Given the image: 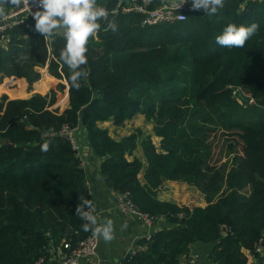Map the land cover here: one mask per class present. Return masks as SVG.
I'll return each instance as SVG.
<instances>
[{
	"label": "trees",
	"instance_id": "1",
	"mask_svg": "<svg viewBox=\"0 0 264 264\" xmlns=\"http://www.w3.org/2000/svg\"><path fill=\"white\" fill-rule=\"evenodd\" d=\"M152 1L154 7L163 0ZM125 2L98 0L118 31H105L108 21H100L101 30L87 45L83 67L89 76L79 90L71 87L67 66L57 62L63 35L53 37L50 53L31 17L0 32V81L12 77L9 82L20 84L16 79L26 78L40 92L5 97L0 104V264L49 259L52 246L75 248L91 233L82 230L86 221L75 212L80 198L93 202L86 172L73 142L59 133L79 125L103 157L101 174L109 187L129 193L155 220L163 216L170 223L151 239L142 238L145 249L123 264H181L194 242L215 243L214 264H250L247 252L255 253L264 233V0H225L215 15L195 10L186 20L153 25L142 24V13L123 12ZM229 23H257L259 29L243 48L221 47L215 38ZM20 53L29 60L18 63ZM53 76L69 85L63 110L53 106V89V95L41 94ZM230 86L253 97L252 111L235 100ZM5 91L12 97L25 93ZM138 113L161 138L159 144L142 139L146 163L127 157L138 145L136 132L117 140L99 125L109 120L123 125ZM209 124L238 129L243 155L227 173L208 163ZM46 141L49 150L43 152ZM165 180L196 186L208 205L161 200Z\"/></svg>",
	"mask_w": 264,
	"mask_h": 264
},
{
	"label": "clouds",
	"instance_id": "2",
	"mask_svg": "<svg viewBox=\"0 0 264 264\" xmlns=\"http://www.w3.org/2000/svg\"><path fill=\"white\" fill-rule=\"evenodd\" d=\"M150 2V0H145ZM187 0H171L174 9H179ZM31 0H0V22L8 21L12 17L22 13L31 15L35 21V31L44 37L47 44L53 42V37L60 35L63 29L64 46L60 49L58 63H62L69 69V82L71 87L79 90L81 80L89 76V71L83 66L87 65L88 42L90 38H96L101 30L100 21L106 20L107 28L104 30L118 31L115 20H109V10L98 3V0H39V9L32 11ZM225 6V0H192L194 10H203L206 15H215L219 9ZM10 9L19 11L11 12ZM179 19L185 16L179 15ZM22 22V21H19ZM259 29L257 23L245 26L229 23L220 35H217L216 43L221 47L243 48L246 42ZM51 53V48L49 47ZM29 56L20 53L18 63L27 62ZM49 150V142L41 145V151ZM81 202L77 205L75 212L86 221L82 225V230L91 232L96 238H102L105 243L115 240L114 222L112 219H105L98 222L95 213V205L91 200L80 198ZM87 209V210H85ZM124 228L127 225H123Z\"/></svg>",
	"mask_w": 264,
	"mask_h": 264
},
{
	"label": "crops",
	"instance_id": "3",
	"mask_svg": "<svg viewBox=\"0 0 264 264\" xmlns=\"http://www.w3.org/2000/svg\"><path fill=\"white\" fill-rule=\"evenodd\" d=\"M46 72L49 74L48 69H46ZM41 73L43 78L44 72L41 71ZM53 77L56 81H63L55 76ZM7 78L10 80L14 79L12 77H5V79ZM18 81L24 86H27L29 83L26 78H22V81ZM63 83H65L67 87L68 99L65 105L66 108L69 104V85L66 81ZM145 119L147 120L144 114L138 113L132 119L127 120L123 125L126 123L127 125L128 123L131 125L135 124L134 127L138 128L141 125H139L141 120L143 121ZM108 122L109 125L105 124ZM99 125L108 129L111 136L117 140H121L123 137L129 136L135 132L131 133L130 130L122 127L123 125H115L112 120L101 122ZM74 136L78 146L77 152L81 159V165L86 172V184L93 196V203L95 205L94 214L97 216L98 222H103L105 219H112L115 229V240L110 243H105L103 239L100 238L97 254L94 257L80 259L78 264H123V261L129 254H135L145 249V247L139 245V241L142 238L147 237L149 234H153L163 227L169 226L170 223L162 216L155 220L153 226H149L133 214L124 212L119 206V193L109 187L101 174L103 157L95 152L87 138L86 130L79 125L75 128ZM155 136L160 141L161 138L157 135ZM142 139L144 138L138 139V145L133 155L127 156L128 159L131 160L134 156H137L146 163L144 150L141 144ZM152 139L154 140V137H152ZM144 170L145 169L140 173L142 181H144ZM158 197L161 200L176 202L180 205H188L191 208L194 206L204 207L208 205L205 194L196 186L186 181L165 180L158 190ZM125 224L127 225L126 228L123 227ZM60 245L51 247L49 264H61L65 253H70L71 249H64L63 246ZM214 245L215 243L194 242L191 244L190 251L184 255V258L187 259L189 264H214L210 258V252ZM247 254L250 264H264V254H253L251 252H247Z\"/></svg>",
	"mask_w": 264,
	"mask_h": 264
},
{
	"label": "built area",
	"instance_id": "4",
	"mask_svg": "<svg viewBox=\"0 0 264 264\" xmlns=\"http://www.w3.org/2000/svg\"><path fill=\"white\" fill-rule=\"evenodd\" d=\"M32 11H36L39 9V0H31L30 4ZM123 12H139L144 15V20L142 24L144 25H153L164 22H172V21H182L179 19V15L185 16L186 20L190 12H194L195 10L192 8V0H187L185 4H183L179 9H174L171 5V0H164L160 4L153 7V1L145 2V0H126L123 5ZM105 7V6H104ZM19 11L18 9H14L11 12ZM115 11L118 12V9ZM10 12V13H11ZM24 17H31V15H27V13H22L18 16H13L12 19L4 22H0V32H4L6 29L10 28L12 25L16 23H20L19 21H23ZM51 45V44H50ZM49 44L48 46L51 47ZM44 68L48 69L47 66ZM44 68H39L40 71H43ZM232 88L233 97L240 104L245 106L248 103H255V100L249 94L243 90L240 86H230ZM248 96L247 98H245ZM75 128L64 127L59 133L61 135H66L72 142L76 149H78L75 136H74ZM119 206L120 208L126 212L133 214L137 218L143 220L149 226H153L155 222V218L148 213L142 212L139 210L132 199L129 196V193L119 194ZM152 234H149L146 238L151 239ZM100 238H96L89 234V236L79 242V244L75 248H70L69 244H65L64 249H71L70 253H65L61 264H78L80 259L94 257L97 254L98 246H99ZM255 253L253 254H264V233L260 237V239L255 244ZM34 264H49V259L42 256L37 259ZM181 264H189L187 259L183 258Z\"/></svg>",
	"mask_w": 264,
	"mask_h": 264
},
{
	"label": "rangeland",
	"instance_id": "5",
	"mask_svg": "<svg viewBox=\"0 0 264 264\" xmlns=\"http://www.w3.org/2000/svg\"><path fill=\"white\" fill-rule=\"evenodd\" d=\"M45 74L46 73L44 72V75ZM16 80L22 81V78H18ZM9 81H10L9 78H7V79L3 78L0 81V104L3 103V101L5 100L4 99L5 97L7 99L28 98V97L32 96L33 94L40 93L39 91H37V88L35 87L36 82L33 83L32 85H30L28 83L27 86L22 85L20 87L21 82H20V84L19 83L13 84ZM61 82H64V80L63 81H59V80L56 81L53 79V81L50 83V85H52V86L49 87L47 92L41 93V94L51 93L53 95V91H51L53 89L55 91L54 93H55V98H56V104H54L53 106L58 105L60 110H63L65 108V105L67 103L68 98H67V87L60 88L59 84ZM7 88L8 89L21 90V91H24L25 93L23 96L12 97L5 91ZM10 94L11 95L20 94V92H18V91L17 92H11L10 91ZM247 97L248 96H246L245 98H247ZM250 105H254V103H252V104L248 103V104H245V106H244L245 108H247L249 110V112L252 111V107H249ZM105 124L109 125V122L105 123ZM126 125H127V123L125 125H123L122 127L130 130L131 133L135 131L140 136V138H142V137L146 138L148 136L149 137L152 136V137H154L155 142L158 144L159 139L154 135V129H153L152 121H149L146 119L143 121L141 120V122L139 123L140 127H138V128L134 127L135 124L131 125L128 123V125L127 126ZM237 132H238V129H224L219 125L209 124V129L207 131V134H208V145L210 146L211 155L209 157L208 163L213 169L225 171L227 173L230 170V168L232 167L234 159L236 157L243 155L242 141H241L240 137L238 136ZM119 135H121V134H119Z\"/></svg>",
	"mask_w": 264,
	"mask_h": 264
},
{
	"label": "water",
	"instance_id": "6",
	"mask_svg": "<svg viewBox=\"0 0 264 264\" xmlns=\"http://www.w3.org/2000/svg\"><path fill=\"white\" fill-rule=\"evenodd\" d=\"M60 35H63V29L62 28L60 29Z\"/></svg>",
	"mask_w": 264,
	"mask_h": 264
}]
</instances>
